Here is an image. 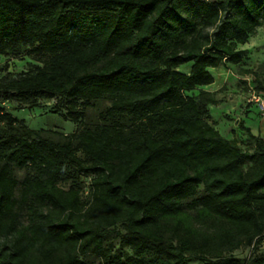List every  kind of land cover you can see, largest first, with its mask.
<instances>
[{
	"label": "trees",
	"instance_id": "trees-1",
	"mask_svg": "<svg viewBox=\"0 0 264 264\" xmlns=\"http://www.w3.org/2000/svg\"><path fill=\"white\" fill-rule=\"evenodd\" d=\"M263 17L264 0H0V55L41 63L1 75L0 100L58 98L79 124L54 140L0 108V264H264V139L242 120L252 151L223 137L203 89Z\"/></svg>",
	"mask_w": 264,
	"mask_h": 264
},
{
	"label": "rangeland",
	"instance_id": "rangeland-1",
	"mask_svg": "<svg viewBox=\"0 0 264 264\" xmlns=\"http://www.w3.org/2000/svg\"><path fill=\"white\" fill-rule=\"evenodd\" d=\"M237 48L246 51L240 63L225 62L211 71L214 83L209 86L208 91L215 95L218 104L209 106L208 121L223 137L232 140L243 150L252 151L254 141L237 126V122L242 120L254 134H259L264 139V115L259 114L258 109L259 103L264 105V95H258L262 92L256 81L258 80L264 86V17L262 25L256 28L245 44L238 45ZM39 58V55L32 52L28 45L8 47L0 55V76L5 72L17 76L34 70L41 66ZM181 68L187 70L186 66ZM199 91L200 89H195L188 94L196 95ZM57 101L58 98L41 100L40 107L30 108L27 104L16 100H0V108L23 120L29 128L59 140L63 135L74 132L79 124L68 119L63 108L55 111ZM107 104L108 101H103L93 105L88 109L89 115L94 117V114ZM13 172L18 180H21L25 174V170L21 169L14 168ZM22 220L25 222L26 218ZM261 240L258 253L264 255V235ZM251 251V247H241L233 254L246 257ZM88 260L90 264H98V260L92 255H88ZM191 264L200 263L192 262Z\"/></svg>",
	"mask_w": 264,
	"mask_h": 264
},
{
	"label": "built area",
	"instance_id": "built-area-1",
	"mask_svg": "<svg viewBox=\"0 0 264 264\" xmlns=\"http://www.w3.org/2000/svg\"><path fill=\"white\" fill-rule=\"evenodd\" d=\"M260 97V96H259ZM258 97V98H259ZM263 103H259L258 105V109H259V114L264 115V105H262Z\"/></svg>",
	"mask_w": 264,
	"mask_h": 264
},
{
	"label": "crops",
	"instance_id": "crops-1",
	"mask_svg": "<svg viewBox=\"0 0 264 264\" xmlns=\"http://www.w3.org/2000/svg\"><path fill=\"white\" fill-rule=\"evenodd\" d=\"M182 67H183V66H182ZM186 67H187V69H188V66H186ZM181 69H183V68H181ZM212 70H213V69H210V71H212ZM213 83H214V82H213ZM213 83H212V84H213ZM212 84H210V85H212ZM210 85L204 86L203 89H204V90H209V86H210ZM244 119H245V118H244ZM248 125H249V124H248ZM248 127H249V126H248ZM250 130H251V129H250ZM251 132L253 133L252 130H251ZM253 134H254V133H253Z\"/></svg>",
	"mask_w": 264,
	"mask_h": 264
}]
</instances>
